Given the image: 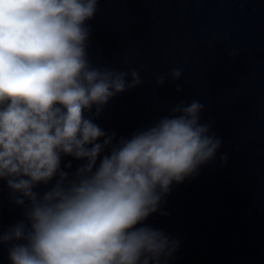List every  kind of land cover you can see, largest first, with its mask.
I'll list each match as a JSON object with an SVG mask.
<instances>
[{"label": "clouds", "instance_id": "9594fccd", "mask_svg": "<svg viewBox=\"0 0 264 264\" xmlns=\"http://www.w3.org/2000/svg\"><path fill=\"white\" fill-rule=\"evenodd\" d=\"M97 6L0 0V180L25 210L0 233L10 264H162L179 242L143 222L220 147L198 101L119 139L85 115L142 83L135 70L91 65ZM66 157L81 162L74 172Z\"/></svg>", "mask_w": 264, "mask_h": 264}, {"label": "water", "instance_id": "95a60500", "mask_svg": "<svg viewBox=\"0 0 264 264\" xmlns=\"http://www.w3.org/2000/svg\"><path fill=\"white\" fill-rule=\"evenodd\" d=\"M86 25L92 66L142 80L86 116L119 139L198 101L200 122L221 142L143 222L179 242L162 264H264V0H98ZM69 161L70 172L81 163ZM24 211L0 180V233ZM8 247L0 244V264H10Z\"/></svg>", "mask_w": 264, "mask_h": 264}]
</instances>
